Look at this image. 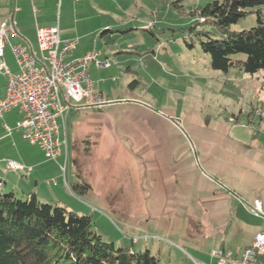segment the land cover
Listing matches in <instances>:
<instances>
[{
    "label": "rangeland",
    "instance_id": "obj_1",
    "mask_svg": "<svg viewBox=\"0 0 264 264\" xmlns=\"http://www.w3.org/2000/svg\"><path fill=\"white\" fill-rule=\"evenodd\" d=\"M211 1L102 0L111 67L92 78L106 103L72 110L60 130L76 161L66 178L78 174L90 190L77 197L61 186L52 202L90 216L104 242L148 250L159 264H209L211 251L239 252L264 222L251 208L255 196L264 201L259 154L246 148L264 147V75L210 67L187 29ZM256 24L253 10L230 30ZM12 145L29 146L4 137L0 153L18 159ZM8 172L0 169L1 191L20 196L25 180Z\"/></svg>",
    "mask_w": 264,
    "mask_h": 264
},
{
    "label": "trees",
    "instance_id": "obj_2",
    "mask_svg": "<svg viewBox=\"0 0 264 264\" xmlns=\"http://www.w3.org/2000/svg\"><path fill=\"white\" fill-rule=\"evenodd\" d=\"M264 0H214L190 13L195 18L188 33L210 58L213 70L237 68L245 74L264 75ZM257 24L240 32L230 26L252 13ZM203 26L205 29H198ZM215 30L218 37L212 36ZM244 59H234L235 55ZM76 163L72 159V166ZM70 191L88 195L89 186L76 174ZM1 183V181H0ZM133 244V243H132ZM0 264H159L148 250L107 243L92 229L90 216L78 215L58 203H42L34 193L17 196L0 188Z\"/></svg>",
    "mask_w": 264,
    "mask_h": 264
},
{
    "label": "built area",
    "instance_id": "obj_3",
    "mask_svg": "<svg viewBox=\"0 0 264 264\" xmlns=\"http://www.w3.org/2000/svg\"><path fill=\"white\" fill-rule=\"evenodd\" d=\"M14 34L13 23L0 24V74L7 77L4 94L0 99V119L16 108L21 116L13 128L4 126L8 135L18 132L30 145H35L49 161H56L62 154L66 141L61 137L64 117L75 109L102 108L106 101L99 91V83L88 77L91 65L108 68L110 63L98 58L99 53L89 51L79 58L71 53L76 40L61 42L57 27L37 30V52L26 46L11 47L17 73L12 74L4 59V48ZM68 160L59 165L64 185ZM11 171H21L23 166L6 161ZM55 183V180H51ZM252 210L262 216L264 209L260 201L253 202ZM209 264H264V228L257 232L249 246L240 254L231 251H214ZM194 264H206L195 262Z\"/></svg>",
    "mask_w": 264,
    "mask_h": 264
},
{
    "label": "crops",
    "instance_id": "obj_4",
    "mask_svg": "<svg viewBox=\"0 0 264 264\" xmlns=\"http://www.w3.org/2000/svg\"><path fill=\"white\" fill-rule=\"evenodd\" d=\"M102 0H0V24L2 22L13 23L14 34L9 37V44L4 48V59L7 67L12 74L17 73L18 69L15 65L12 55L11 47L15 45L26 46L29 50L37 52V30L40 28L57 27L59 31V39L61 42L70 40H76L75 48L71 53L72 58L82 57L89 51H95L99 53L98 58L100 60H108L105 55V33L110 30L109 25L105 24V11L100 2ZM109 28L106 30V28ZM108 68H96L91 65L88 69V77L94 81L92 77L98 75L101 71L110 69ZM3 82L0 86V99L4 94V88L7 81V77L2 74ZM100 90V88H99ZM103 98L105 96L101 93ZM20 112L14 108L6 112L0 119V142L4 137L16 138L21 137L18 132H12L8 135L4 129V126L13 128L16 121L20 119ZM62 134V131H61ZM63 135V134H62ZM62 137L66 141L65 147L62 148V154L56 161H49L44 157L43 152L38 146L30 145L22 149L20 146L12 145L11 150H16L17 158L12 159L7 157L5 153H0V169L9 171L8 174L19 175V181L25 180L23 194L34 193L39 200H46L45 202H59L55 200V194L60 192L61 186L65 187L63 177L48 178L52 171H59V165L64 164L65 158L69 161L70 158L67 139ZM14 146V148H13ZM5 147L1 146V149ZM250 154L258 153L259 157L252 158L253 167L256 166L258 171L264 175V147L257 144L253 147H246ZM245 148V149H246ZM10 149V148H9ZM257 149V150H256ZM68 156V158H67ZM251 157V156H250ZM251 158V159H252ZM11 161L23 166L21 171L7 170L5 162ZM260 167H259V166ZM68 166V164H67ZM67 171V168H66ZM67 172L65 174V180ZM62 176V175H61ZM46 180H45V179ZM42 181L40 182V180ZM55 180V183L51 180ZM3 181V180H2ZM18 181L17 186L20 184ZM4 184L5 181H3ZM46 184L52 185L54 189L45 188ZM60 185V186H59ZM68 185L70 183L68 182ZM69 187V186H68ZM262 187V186H261ZM263 189V188H261ZM55 190V191H54ZM70 193L71 191L66 188ZM58 194V193H57ZM72 194V193H71ZM260 201L264 209V201L258 197H254L252 200L251 208L254 201ZM240 227L246 228L244 224H239ZM264 228V222L262 226L254 229L251 233L250 240L244 245L239 252H233L234 254H240L242 250L247 248L253 238V236ZM230 251L225 249H218L211 251ZM232 252V251H231Z\"/></svg>",
    "mask_w": 264,
    "mask_h": 264
}]
</instances>
